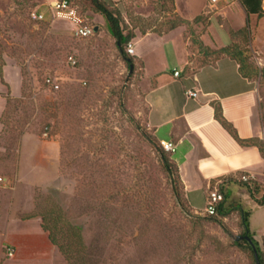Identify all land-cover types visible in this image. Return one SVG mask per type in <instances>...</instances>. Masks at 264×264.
<instances>
[{
    "label": "rangeland",
    "instance_id": "1",
    "mask_svg": "<svg viewBox=\"0 0 264 264\" xmlns=\"http://www.w3.org/2000/svg\"><path fill=\"white\" fill-rule=\"evenodd\" d=\"M54 1L0 0V90L9 102L0 136V225L17 216L14 207L22 208L23 219L43 216L77 264H254L237 242L245 236L242 214L248 212L251 235L264 253V206L257 204L264 184L254 187V198L243 185L229 188L226 218L198 214L205 211L206 196L194 194L190 206L178 175L168 174L148 125L146 94L164 68L170 74L182 61L184 72L192 73L223 57L217 53L226 48L245 52L262 72L264 20L247 22L230 11L231 26L209 0H178L180 15L170 2L128 0L117 10L125 33L134 36L131 73L103 16L72 0L82 25L99 28L81 39L72 21L47 9ZM34 11L45 20H31ZM255 81L256 119L264 131V79ZM24 136L29 149L49 142L55 150L47 153L59 157L42 167L31 160L23 164L29 179L23 184Z\"/></svg>",
    "mask_w": 264,
    "mask_h": 264
},
{
    "label": "crops",
    "instance_id": "2",
    "mask_svg": "<svg viewBox=\"0 0 264 264\" xmlns=\"http://www.w3.org/2000/svg\"><path fill=\"white\" fill-rule=\"evenodd\" d=\"M106 1L121 7L128 0ZM177 1L174 0L175 12L180 15ZM247 3L252 5L249 0H219L216 4L210 2L207 5L211 8L217 6V16L231 26L235 22L229 16L230 11L241 18L243 15L247 22L264 20V0L260 15L249 14L245 7ZM257 6L252 5L254 8ZM69 17L80 20L73 15ZM183 63L180 61L170 74L166 71L168 67L160 71L153 80L154 85L147 91L146 100L149 105V127L160 141L171 142L176 147L172 159L178 166L189 205L196 193L205 194L207 199L211 190H219L221 186L228 190L232 186H239L237 182L244 174L252 178L254 186L261 188L264 184V155L257 147H242L215 119V105L220 104L224 117L234 126L240 139L263 140V130L256 119L258 82L243 77L239 63L228 56L192 73L184 72ZM175 71L181 75L175 77ZM190 91L198 96L189 98L187 92ZM6 93L0 90V136L3 130L1 119L7 105ZM162 132L164 135L160 137ZM27 138L23 137L19 148V181L23 184L29 181L22 170L23 164L31 160L34 165L42 167L50 161L52 165V159L59 157L47 153L55 150L49 142L29 149ZM180 151L181 154L175 158ZM12 211L17 216L9 215L6 222L0 225L4 232L0 234V264H60L61 261L67 264L58 248L43 232L39 218L18 217L22 208L14 207ZM11 250L15 251V256L8 258Z\"/></svg>",
    "mask_w": 264,
    "mask_h": 264
},
{
    "label": "trees",
    "instance_id": "3",
    "mask_svg": "<svg viewBox=\"0 0 264 264\" xmlns=\"http://www.w3.org/2000/svg\"><path fill=\"white\" fill-rule=\"evenodd\" d=\"M68 1L70 2L72 8L77 10V8L74 5V3L72 2V0H68ZM80 1L84 5H88V7L90 8L89 10L93 14L101 15L104 17V19L106 21L105 27L107 28L110 35L116 40V43H117V46H118V49H119L121 55L128 61L129 69H130L131 65L134 66L136 59L133 56L129 55L126 51L127 45L132 41L134 36L132 34H126L125 33L124 28H123V20L120 16L119 11L117 10V7H115L111 2H107L106 0H80ZM156 1L160 4H163L165 2H170L173 4V6H175L174 0H156ZM249 1L251 2L252 5H255V6L259 5V6H257L258 8H254V7H252V5L250 6L247 3L245 5L247 12L249 14L251 13V14L260 15L261 14L262 0H249ZM77 12H78V10H77ZM182 21H183V23H187V21H184V20H182ZM197 45L199 47H201L202 51H204L205 53H208L205 50V48L203 47V44L201 42H197ZM217 54L219 56H228V57L236 60L240 65V73L243 77H245L249 80H256L259 77H261V79H264V70L262 72H260L259 70L254 68L248 62V57L246 56L245 52L238 50V49L230 50L229 48H226V49L220 50ZM0 78L3 79V70L1 68H0ZM6 102H7L6 110L3 113L2 119H1L2 126L4 125L3 119H4V116H5L6 111L8 109V105H9L8 100ZM54 109H56V108H54ZM54 115L55 114L51 113L52 118L54 117ZM55 117H56V115H55ZM215 119L221 124V126L242 147H245V148L257 147V148H259V150L261 151L262 154L264 153L263 152V148H264V141L263 140L258 139V138L257 139L242 140L239 138V135H238L236 129L234 128V126L231 123H229L226 120V118L224 117L222 107L220 104L215 105ZM157 142H158V144L159 143L161 144L160 140ZM160 153H161V157H162L163 161L165 162V168L167 169L168 174H170L172 178L175 177V174H177L179 177L178 166L175 164V162L172 159L173 153L166 152L163 150V148L161 149ZM179 179H180V177H179ZM180 181H181V179H180ZM237 184L239 186L243 185V187H245L248 190L250 196L252 198H254V193H255L254 187H256V186H254V184L252 182L244 183V184L241 182H237ZM219 191L224 195V200L218 207V215L213 216V217L206 215L205 216L206 219L216 221L215 219L226 218L229 215L230 209H228L226 207L228 199H229L228 189L225 188L224 186H221V187H219ZM175 194L177 195V197H180V193H179L178 189L175 191ZM257 204L264 206V198L261 201H257ZM31 218H34V217H29L27 219H31ZM242 218H243V224L245 227V236L246 235L249 236V238L252 240V242L254 243V245L256 247V252L253 250L252 245L246 239L238 240L237 243L239 245H242L243 249L249 251V253L252 256V260L254 261V264H264V255L261 252L259 244L257 242H255V240H253V237H252L251 232H250V220H249L250 214L248 212H243ZM40 222H41V228H42L43 232H45L48 235L53 246L57 247L59 249V251L62 252L63 255H65L68 262H70L71 264H75V263L77 264L78 260H75V258L73 257L72 250L69 249V246L66 247L57 241L54 234L52 233L51 225H49L47 223L46 219L43 216H41ZM76 231L77 232L74 233V243H76L75 245L79 247V244L80 245L82 244V237L80 234V230L76 229Z\"/></svg>",
    "mask_w": 264,
    "mask_h": 264
},
{
    "label": "built area",
    "instance_id": "4",
    "mask_svg": "<svg viewBox=\"0 0 264 264\" xmlns=\"http://www.w3.org/2000/svg\"><path fill=\"white\" fill-rule=\"evenodd\" d=\"M211 2L213 4H216L219 2V0H211ZM47 9L53 14V11L58 12V17L63 18L64 20H70L72 21L75 25H76V30H75V36L81 39H85V38H89L93 35H95V28L90 27V26H83L82 25V16L77 12V10H75L74 8H72L70 2L68 0H56L54 1V3L49 4L47 6ZM69 15H73L74 17L79 18L80 20H75L71 17H69ZM31 20L35 21V22H42L45 20V15L42 12H38V11H34L31 13L30 15ZM127 53L131 56L135 55V48L133 43H129L127 45V49H126ZM69 61L72 65H76V61L70 57ZM181 75V73L179 71H175L174 76L175 77H179ZM48 84H50L53 88L58 89L59 85L56 84V82L50 78L48 80ZM187 96L189 98H196L198 96V94L196 92H187ZM45 136H47V134H45ZM262 138L264 140V131L262 134ZM161 146L164 149V151L169 152V153H175L176 151V147L173 143L171 142H166V141H161ZM240 182L241 183H250L252 182V178L247 175L244 174L241 176L240 178ZM224 200V195L219 191V190H211L207 196L206 199V208L205 211L203 213H198L200 215H204V216H217L218 215V207L219 205L223 202ZM15 251L11 250L8 255L9 257H12L14 255ZM264 254V253H263Z\"/></svg>",
    "mask_w": 264,
    "mask_h": 264
},
{
    "label": "water",
    "instance_id": "5",
    "mask_svg": "<svg viewBox=\"0 0 264 264\" xmlns=\"http://www.w3.org/2000/svg\"><path fill=\"white\" fill-rule=\"evenodd\" d=\"M98 32H99V28L96 27L95 28V33H98ZM130 70H131V73L134 71V66L133 65H131ZM242 239H246L252 245L253 250L256 252V247H255L254 243L252 242V240L249 238V236L246 235L244 237L243 236L239 237L238 240H242Z\"/></svg>",
    "mask_w": 264,
    "mask_h": 264
}]
</instances>
